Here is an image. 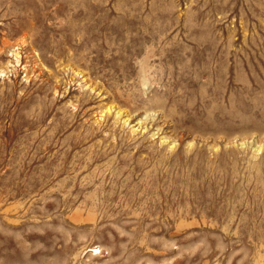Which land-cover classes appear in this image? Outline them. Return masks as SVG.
Here are the masks:
<instances>
[{
	"label": "rangeland",
	"instance_id": "374dc122",
	"mask_svg": "<svg viewBox=\"0 0 264 264\" xmlns=\"http://www.w3.org/2000/svg\"><path fill=\"white\" fill-rule=\"evenodd\" d=\"M0 264H264V0H0Z\"/></svg>",
	"mask_w": 264,
	"mask_h": 264
}]
</instances>
